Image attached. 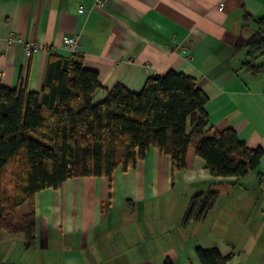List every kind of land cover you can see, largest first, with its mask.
<instances>
[{"label":"crops","instance_id":"crops-1","mask_svg":"<svg viewBox=\"0 0 264 264\" xmlns=\"http://www.w3.org/2000/svg\"><path fill=\"white\" fill-rule=\"evenodd\" d=\"M94 2L0 0V86L21 81L40 93L50 51L80 54L97 73L102 88L92 104L116 84L137 92L150 76L180 72L207 96L212 130L231 128L263 155L243 176L217 177L194 143L175 173L170 156L150 147L126 171L66 179L34 195L32 247L22 233L0 229V264H201L197 247L230 254L224 264H264V50L250 57L236 48L257 31L264 0H106L101 9ZM73 34L78 45L62 48ZM28 44L37 49L27 52ZM210 191L213 207L182 223L191 197ZM27 209L20 205L18 215Z\"/></svg>","mask_w":264,"mask_h":264},{"label":"trees","instance_id":"trees-1","mask_svg":"<svg viewBox=\"0 0 264 264\" xmlns=\"http://www.w3.org/2000/svg\"><path fill=\"white\" fill-rule=\"evenodd\" d=\"M256 24L250 39L236 43L250 57L264 50V18ZM245 66L257 70L249 62ZM101 88L82 55L63 58L53 51L40 93L28 91L21 81L13 89L0 86V229L22 233L26 248L35 242L34 195L66 179L109 177L118 166L126 171L150 147L170 156L175 173L186 168L187 149L194 143L195 154L217 177L243 176L263 155L239 141L231 128L212 130L204 110L207 96L183 73L150 76L137 92L116 84L92 104ZM216 197L215 191L192 196L182 223L203 218ZM25 203L27 212L18 215ZM195 251L201 264H224L231 256L222 257L216 248Z\"/></svg>","mask_w":264,"mask_h":264},{"label":"built area","instance_id":"built-area-1","mask_svg":"<svg viewBox=\"0 0 264 264\" xmlns=\"http://www.w3.org/2000/svg\"><path fill=\"white\" fill-rule=\"evenodd\" d=\"M105 3H106V0H95L94 5L101 9V8H104ZM219 9L221 10L222 7H220ZM78 42H79V36L77 34L64 37L62 41V48L66 50H73L78 45ZM25 49L27 52L30 53L36 50L37 47L35 45L28 44L26 45ZM262 94L264 95V84L262 86Z\"/></svg>","mask_w":264,"mask_h":264},{"label":"rangeland","instance_id":"rangeland-1","mask_svg":"<svg viewBox=\"0 0 264 264\" xmlns=\"http://www.w3.org/2000/svg\"><path fill=\"white\" fill-rule=\"evenodd\" d=\"M26 210V206L23 205V207L21 208V212L25 211Z\"/></svg>","mask_w":264,"mask_h":264}]
</instances>
